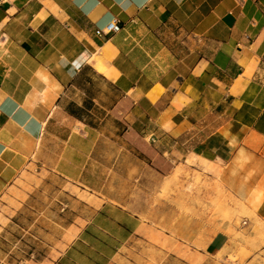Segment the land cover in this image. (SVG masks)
Masks as SVG:
<instances>
[{
  "label": "crops",
  "instance_id": "crops-1",
  "mask_svg": "<svg viewBox=\"0 0 264 264\" xmlns=\"http://www.w3.org/2000/svg\"><path fill=\"white\" fill-rule=\"evenodd\" d=\"M115 20L120 32L98 35ZM110 131L160 171L192 157L211 168L234 223L209 235L211 212L180 211L167 230L193 251L234 246L238 220L264 234V0H0V201L50 142L94 148ZM79 201L91 214H75L62 248L19 257L0 244V264H77L60 262L79 221L108 206ZM122 212L129 239L140 216Z\"/></svg>",
  "mask_w": 264,
  "mask_h": 264
},
{
  "label": "rangeland",
  "instance_id": "rangeland-1",
  "mask_svg": "<svg viewBox=\"0 0 264 264\" xmlns=\"http://www.w3.org/2000/svg\"><path fill=\"white\" fill-rule=\"evenodd\" d=\"M111 133L94 148L93 140L50 142L44 155L31 158L0 201V244L6 250L19 257L39 253L42 258L52 246L62 248L58 240L75 214H91L82 200L94 207L107 203L116 221L124 220L117 208L140 216L139 233L129 239L118 236L120 251L106 263L264 264V234L259 227L248 234L240 220L236 221L240 230L232 231L234 246L218 253H208L201 246L204 255L192 249L199 244L182 243L167 230L180 211L198 205L211 212L207 234L234 223L227 196L218 188L216 196L212 193L217 181L209 176V166L192 157L180 159L173 171H160L134 148L131 136L117 140ZM206 180L211 183L205 186H211L203 188ZM218 216L220 222L215 223ZM78 226L81 232L75 242L85 224L79 221ZM87 257L80 247L71 263H93Z\"/></svg>",
  "mask_w": 264,
  "mask_h": 264
},
{
  "label": "trees",
  "instance_id": "trees-1",
  "mask_svg": "<svg viewBox=\"0 0 264 264\" xmlns=\"http://www.w3.org/2000/svg\"><path fill=\"white\" fill-rule=\"evenodd\" d=\"M113 208L106 206L99 212L94 223L87 226L68 251L66 257L60 263H71L72 255L81 247L88 253L87 259L93 263H106L120 248L121 239H127L133 232V225L128 226V215L117 208V212L123 213L124 220L116 221ZM95 258H98L95 261Z\"/></svg>",
  "mask_w": 264,
  "mask_h": 264
},
{
  "label": "built area",
  "instance_id": "built-area-1",
  "mask_svg": "<svg viewBox=\"0 0 264 264\" xmlns=\"http://www.w3.org/2000/svg\"><path fill=\"white\" fill-rule=\"evenodd\" d=\"M121 30V26L119 21L115 20L109 23L105 29L101 30L98 32V35L103 36V35H109L112 33H118ZM152 142H155V138H152Z\"/></svg>",
  "mask_w": 264,
  "mask_h": 264
},
{
  "label": "bare ground",
  "instance_id": "bare-ground-1",
  "mask_svg": "<svg viewBox=\"0 0 264 264\" xmlns=\"http://www.w3.org/2000/svg\"><path fill=\"white\" fill-rule=\"evenodd\" d=\"M206 164V163H205Z\"/></svg>",
  "mask_w": 264,
  "mask_h": 264
}]
</instances>
